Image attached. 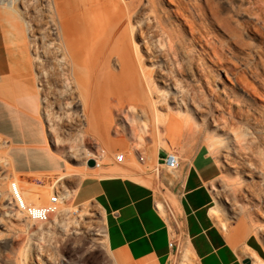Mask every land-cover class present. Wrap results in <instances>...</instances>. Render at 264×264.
Masks as SVG:
<instances>
[{"label": "bare ground", "instance_id": "obj_1", "mask_svg": "<svg viewBox=\"0 0 264 264\" xmlns=\"http://www.w3.org/2000/svg\"><path fill=\"white\" fill-rule=\"evenodd\" d=\"M141 53L150 65L142 63ZM190 54L202 65L207 62L222 72L215 98L238 146L257 154V163L245 170V189L257 201L254 209L264 207V0H0V100L19 99L23 108H15L18 118L41 115L66 160H76L85 144L109 154L116 144L128 145L126 140L134 154L145 143V134L158 132L162 125L193 132L190 113L169 123L160 113V109L186 106L209 82L203 67L191 83L178 76L182 73L180 55ZM112 56L119 63L117 71L110 65ZM112 112L120 120L115 128ZM112 127L120 139L109 137ZM90 135L95 142H88ZM161 140L158 143L163 144ZM214 140L224 143L219 136ZM20 149L26 153L27 147ZM155 150L156 144L151 145L152 160ZM220 155L223 165L235 167L228 148ZM48 156L55 159V155ZM90 157L97 159L92 152ZM10 165L15 166L13 158ZM84 170L85 174L117 175L113 169L95 165ZM119 174L146 184L152 177L136 176L129 169ZM12 182L23 201L38 203L44 196L42 191L11 181L10 197ZM211 188L217 197L222 195L234 204L226 196L225 185ZM75 189L61 198H72ZM3 195L0 185V199ZM156 204L162 211L160 201ZM215 207L210 209L213 217L218 212ZM86 209L84 205L70 209L61 202L52 219L64 229L68 225L64 216L71 212L79 218L72 221L74 227L88 228L93 213ZM231 210L235 212V207ZM36 224L40 231L41 223ZM178 264H192L186 252Z\"/></svg>", "mask_w": 264, "mask_h": 264}, {"label": "rangeland", "instance_id": "obj_2", "mask_svg": "<svg viewBox=\"0 0 264 264\" xmlns=\"http://www.w3.org/2000/svg\"><path fill=\"white\" fill-rule=\"evenodd\" d=\"M73 1L74 0H66V3H72ZM180 56L178 61L182 68V73L178 76L182 77L186 82L191 83L192 76L199 78V71L201 67H203L208 73L207 78L209 82L202 85L201 90L199 88L196 91L197 94L192 100L187 101L186 106L185 104L184 107L180 106L179 110L175 108L171 110L160 109V113L167 123L176 122L179 118L190 113L195 127L193 132L179 131L177 129L170 130L162 125L158 132H148L145 134V143L140 148H137L134 154L131 149V144L126 140L125 142H127L128 145L116 144L117 146H114L113 151L109 154L102 150L97 151L94 148L92 149L91 146L89 147L85 144L84 147L78 151V158L76 160H66L62 153H58L59 151L53 143L52 132L45 128L47 123L41 115L35 116L36 114H34L33 117L35 118L21 116L19 118L23 120L26 125L31 126L33 130H35L34 134L36 139L33 145L34 151L27 155L33 160L34 168L24 171H19L15 166L10 165V161L13 157L12 155L14 154V148L21 145H12L6 138L0 136V185H2L4 190V195L2 199H0V264L137 263L130 262L123 256H118L117 259H114L113 252H111L106 245L101 208L94 200L80 201L76 198V192L73 199L70 197L61 200V202L70 207V209L84 205L85 209H88H86L87 211L93 213L94 217L93 215L90 216L91 224L88 228L79 226L74 227L72 221H74V219L79 220V218L75 213L69 212V214L64 216V221L68 222V225H66L64 229L56 224V220L52 219L53 217L51 216L47 223L40 224L41 232L35 229L38 224L27 220L15 208L11 200L9 191V184L11 181L22 183L31 190L42 191L44 196L40 202L36 203L31 199L25 201L27 203L33 202L34 204H40L47 200L52 190L58 191L61 197H65L67 194H71L75 187L77 191L79 183L86 176L97 177L98 175L97 178L103 176L104 173L85 174L84 168L92 167L86 164L90 152L94 153L97 156V160L100 162L98 169L100 167L109 170L113 169L117 175L121 176H127L119 174L123 169H129L136 176L151 175L153 183L150 187L154 190V195L158 193L160 198L170 206L174 217L177 218L178 197L169 191V185L175 180L177 171H167L162 165L156 164V162L159 163L157 157L163 151H176L180 158L181 167L184 162L201 150V152L207 154L216 168V175L212 179L215 181L211 184L212 180H210L208 183L213 198L211 206H216L215 209L217 208L218 210V215L216 214V217L212 216L215 224L226 236L227 233L230 232L238 234L242 238L240 244H244V238L246 236H251L264 250V207L260 206L254 209L253 206L257 204V201L251 197L245 189V184L248 181L247 176L244 174L245 170L247 167L252 168L253 164L257 163V154L252 153L247 147L238 146L233 139L232 131L225 125L221 117L220 102L215 98V90L217 89V80L219 76L222 75V72L216 67H212V69L207 62L205 65H202L201 62L193 57V55L191 56V54L189 57ZM141 57L144 60L142 61L144 65H150L144 53H141ZM116 63V57L112 56L110 65L115 71H117L119 67V63ZM4 99L8 102L6 101L5 103ZM1 101H3V104L8 108L10 113L15 114V117H17L15 108H18V106L23 108L20 100H16L14 97H6ZM126 105L127 103L125 102L124 107ZM185 107L190 110H186ZM112 115L115 119V128L118 126L117 123H119L120 120L119 117H116L115 112H112ZM42 126L44 128H42ZM114 128L108 129V135L111 139L118 140L121 138V135L117 134ZM127 128H129V126L126 123V130ZM81 131H83V129ZM128 135L129 133L126 132V137H128ZM215 136L223 138L224 143L215 142ZM159 139H162L161 141L164 143H158ZM87 140L88 142H95L96 138L94 139V136L90 135L87 136ZM154 140H157V142ZM105 142L108 143L110 141L106 139ZM43 144H47V147L45 145L43 147ZM153 144H156L155 160L151 159L149 153V148ZM22 147H26V145H22ZM207 147L212 154L207 151ZM224 148L229 149V155L236 164L234 168L223 165L220 153ZM119 153H123L124 155L123 162H117L114 159ZM48 154L55 155V159L51 160ZM16 161L19 163L25 162V154L16 155ZM39 167L43 168L41 169ZM145 167H147L145 172H138V168ZM155 171H158L157 177H154ZM58 172H62L60 175L61 177L56 178L59 174ZM210 184L216 188L225 185V187L228 188L226 196L233 199L234 204L231 205V202L224 199L222 195L217 197L216 191L211 188ZM231 206L235 207V212L231 210ZM241 217L246 220L238 221L237 219ZM55 219H58V217ZM219 221L220 223H224L226 227L225 230L220 227ZM178 240L179 249L171 256L172 264L177 263L184 243L181 234L178 236ZM46 256L50 259V263L47 262Z\"/></svg>", "mask_w": 264, "mask_h": 264}, {"label": "crops", "instance_id": "obj_3", "mask_svg": "<svg viewBox=\"0 0 264 264\" xmlns=\"http://www.w3.org/2000/svg\"><path fill=\"white\" fill-rule=\"evenodd\" d=\"M31 128L0 100V136L15 146L27 145L26 153L21 146L13 150V162L19 171L34 168L33 160L27 156L34 151L36 142L35 130ZM207 151L212 154L208 147ZM18 153L25 154V162L16 161ZM176 171L175 180L169 185V191L178 197L176 220L169 218L159 194L154 195L150 187L153 178L148 184L121 175L88 176L81 180L75 189L76 198L94 200L100 206L106 245L114 259L123 256L136 264H172L171 256L179 249L181 234L184 243L176 264L184 252L192 264H244L245 259L249 264H264V250L254 238L248 235L240 244L242 238L238 234L230 232L226 236L215 224L208 183L215 177L216 168L207 154L199 150ZM157 176L155 171L154 177ZM156 200L160 201L162 211ZM173 236L175 245L169 247Z\"/></svg>", "mask_w": 264, "mask_h": 264}, {"label": "built area", "instance_id": "obj_4", "mask_svg": "<svg viewBox=\"0 0 264 264\" xmlns=\"http://www.w3.org/2000/svg\"><path fill=\"white\" fill-rule=\"evenodd\" d=\"M124 155L123 153H119L115 156V161L121 162L123 161ZM158 162L168 171H176L180 166V158L176 151H163L161 155L157 157ZM94 164L96 167L100 166V162L97 159H94ZM11 200L15 206V208L29 221L36 223H47L51 216L58 210L59 205L61 203V195L58 191L52 190L51 195L47 198V200L40 204L27 203L22 200L20 195L16 191L15 184L11 183ZM168 212H170V217L173 220H176L174 217L172 209L169 205L164 202ZM169 247H174L175 245V236L168 242Z\"/></svg>", "mask_w": 264, "mask_h": 264}, {"label": "water", "instance_id": "obj_5", "mask_svg": "<svg viewBox=\"0 0 264 264\" xmlns=\"http://www.w3.org/2000/svg\"><path fill=\"white\" fill-rule=\"evenodd\" d=\"M86 164H87L88 166H93V165H94V159H93V158H89V159L86 161ZM243 263H244V264H249L248 259L243 260Z\"/></svg>", "mask_w": 264, "mask_h": 264}]
</instances>
